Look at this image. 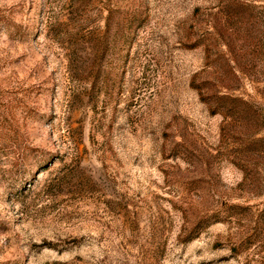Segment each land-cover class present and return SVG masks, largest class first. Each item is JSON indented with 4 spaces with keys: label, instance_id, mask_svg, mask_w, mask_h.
Segmentation results:
<instances>
[{
    "label": "rangeland",
    "instance_id": "rangeland-1",
    "mask_svg": "<svg viewBox=\"0 0 264 264\" xmlns=\"http://www.w3.org/2000/svg\"><path fill=\"white\" fill-rule=\"evenodd\" d=\"M0 17V264H264V0Z\"/></svg>",
    "mask_w": 264,
    "mask_h": 264
},
{
    "label": "trees",
    "instance_id": "trees-1",
    "mask_svg": "<svg viewBox=\"0 0 264 264\" xmlns=\"http://www.w3.org/2000/svg\"><path fill=\"white\" fill-rule=\"evenodd\" d=\"M4 18H5V17H4ZM4 18L0 17V25H3V26H7V25H9V23L7 22V20L4 19Z\"/></svg>",
    "mask_w": 264,
    "mask_h": 264
}]
</instances>
